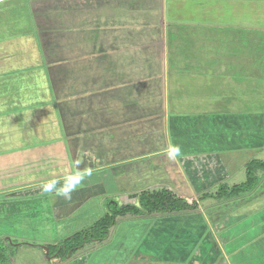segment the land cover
Returning <instances> with one entry per match:
<instances>
[{"label": "crops", "instance_id": "1", "mask_svg": "<svg viewBox=\"0 0 264 264\" xmlns=\"http://www.w3.org/2000/svg\"><path fill=\"white\" fill-rule=\"evenodd\" d=\"M159 2L62 0L49 16V30L57 36L50 34L43 50L39 45L43 56L0 75V196L6 195L0 199V264H12L18 237H25L18 233L32 232L22 220L46 224L56 236L59 222L70 218L59 235L71 233L103 214L109 199L137 204L141 192L163 189L196 208L120 216L106 240L91 241L70 258L53 262L46 245L39 261L264 264V169H254L253 190L216 197L221 184L246 183L250 162L264 159V108L255 106V97L243 98L242 85L233 105H220L229 94L226 87L237 91L227 86L233 79L226 71L234 66L228 70V63L211 66L195 59L192 55L205 53L210 60V51L196 42L194 32H187L185 47L175 43V60L169 59L170 40L163 35L169 18L164 22L160 14L158 22ZM219 53L231 59L228 51ZM180 54L187 60L177 62ZM29 84L36 94L23 90ZM10 98L15 104L8 105ZM21 101H28V109ZM173 146L180 147L179 157L169 156ZM77 150L102 152L107 161L87 168L76 163L73 169L68 157ZM86 172L91 174L70 198L42 190L41 184L56 180L62 186ZM38 190L42 193L33 197ZM36 204L44 216L39 220L29 218L33 210L20 217L15 209ZM158 242L164 250L155 247ZM91 245L103 254L93 252L96 246L87 257L81 254Z\"/></svg>", "mask_w": 264, "mask_h": 264}, {"label": "rangeland", "instance_id": "2", "mask_svg": "<svg viewBox=\"0 0 264 264\" xmlns=\"http://www.w3.org/2000/svg\"><path fill=\"white\" fill-rule=\"evenodd\" d=\"M161 2L162 13L160 12V8L159 10L156 9L155 13L159 14L160 12V14L164 15V22L169 18L167 27L164 28L163 26V35L165 36L166 34V42L170 40L169 47L170 50H172L169 59L172 62L175 60L173 49L185 47L183 44L188 40L186 36L187 32H194V34L199 35L197 36V40L195 39L196 42L201 43V45L204 46L203 49H205V51H210V56L208 57L210 60H207V55L205 53L203 55H192L195 59L199 61L204 60V63H209L211 66H216L219 63L221 65H223V63H228L227 66H234L232 71H226V74L231 75L233 79V82L228 83L227 86H237V91L232 87H226L229 90V94L223 95V98L226 97V101L220 102L222 103L220 105L222 107L230 104L233 105L234 102L232 99L236 94H240L239 88L240 85H242L243 98L255 97V102L258 100V103H256L255 106L258 105L259 108L263 109L264 0H160L159 3ZM61 3L62 0H0V75L6 73L11 74V70L15 67L23 66V64H30V61L34 62V59L39 58L40 54L43 56L44 53L41 52L40 46L43 50V42L46 43L48 41L49 35L51 34L54 38L58 34V32L52 33L49 30L52 29V18L49 17L50 13L52 10H55V8L58 9L57 5L59 6ZM34 16L42 23L38 25V22H35ZM198 17H200V19ZM45 28H48V30H45ZM173 32H176V37L173 35ZM39 34L40 36H38ZM151 35L153 37L155 34L152 32ZM37 37H39V39ZM173 37L177 38L174 43ZM176 42L179 47L175 45ZM221 50L228 51V58L230 57L232 60L226 59V57L222 55L219 57V52H221ZM179 57L180 61L177 62L186 61L188 58L185 54H180ZM229 66L227 67L228 70ZM36 74L37 73L33 74L30 72V76H35L34 78H36ZM27 76L30 78L29 75ZM31 88L32 86L29 84L28 89L23 88V90L28 93L32 92L36 94L35 89L32 90ZM170 96V100H172L171 89ZM11 99L12 98H10V100L6 99L9 103L8 105L15 104ZM21 102L23 104L28 103V101ZM251 104L252 101H248L247 105ZM252 105H254V103ZM23 107L27 108L28 105L25 104ZM259 113L261 112H256V114ZM260 120H262V118ZM74 154V156L72 154L73 158L70 157L71 155L68 157L70 158V164L73 169H76L74 166L76 163L79 168H87L91 165L104 164L107 161V157L99 151L77 150L74 151ZM243 178L244 175L241 179ZM241 179L235 178L234 181L240 182ZM81 184L82 182L78 187H82ZM83 185L87 184L83 182ZM29 196L32 197L31 195ZM5 198V194L0 196V199L5 200ZM214 201V199L206 200L204 205L208 204V202L209 204H212ZM230 203L233 205L231 208L234 207L235 203L233 200L230 201ZM107 204L108 201L105 203V206L102 207V212L106 211ZM36 206L37 204L34 206L29 205V207L33 208L27 210L25 209L28 208L26 205L25 207L20 205L19 207H15V209H19L20 217L23 212L27 213V211L33 210L34 214H32L33 216L30 215L29 218L33 217L35 220H39L44 216L38 214L39 211ZM8 208L11 207L8 206ZM221 209L224 211L226 210L223 206ZM62 216L65 217L66 215L61 213L60 217ZM132 216L135 218L137 215ZM69 220L70 218H67L65 219V222L68 224ZM26 222L27 221L22 220V225H24V227L28 226L30 229L32 226L34 230L32 229V232L18 233L25 237H18L20 247L16 248V254L12 264H41L39 260L45 258L44 253H47V250L45 249L43 251V248L41 247L48 246V244L54 246L57 243L62 242L61 240L64 239L65 235L61 233V235H63L61 236L59 235V232L60 230H64V225L66 224H64L65 222H59V230H57L59 232L54 236V234L48 230L46 224L45 228H42L41 226L34 224L33 219H31L29 224ZM123 232L127 233L128 231L126 229ZM155 245L159 250H164L161 248L165 247L163 242H158ZM95 246H86L81 254H85L87 257V254L91 253V249ZM56 250L57 248L52 247L51 252L53 253ZM94 251L95 254H103L100 247L97 249L96 246L93 252ZM115 253H117V256H120V252L115 251L113 254ZM58 257L61 259V255L53 253L51 254L50 259H52L53 262L56 261L54 259ZM1 261L3 263V260Z\"/></svg>", "mask_w": 264, "mask_h": 264}, {"label": "trees", "instance_id": "3", "mask_svg": "<svg viewBox=\"0 0 264 264\" xmlns=\"http://www.w3.org/2000/svg\"><path fill=\"white\" fill-rule=\"evenodd\" d=\"M161 11L162 9H160V12ZM160 12L157 14L158 22L160 21ZM256 167L264 169V159L252 160L250 162L247 168L248 181L246 183L234 185L232 187H229L227 184H221L216 197L219 198L224 194L234 197L240 195L242 192L253 190L258 183L257 178L254 175V169ZM42 185L43 184H41V186ZM60 185L61 183H58L57 187H61ZM24 190L27 189H22L20 191ZM40 193L42 192H39L38 190L34 196H38ZM196 205L197 204L195 202L189 204L186 199L177 197L169 189H163L160 192L155 193L143 191L139 195L137 204L121 205L115 200H109L106 206V211L91 224L71 233L68 231L64 232L63 235H65V237L61 240L62 242H59L54 246L48 245L47 249L49 250V258L51 257V254L58 253L61 255V259L66 260L83 248L87 243L91 241L106 240L110 234V229L117 224L120 216H125L129 213L134 215H150L155 212L192 209L196 208ZM52 247L57 248V250L53 253L51 252ZM0 249H3L1 244Z\"/></svg>", "mask_w": 264, "mask_h": 264}, {"label": "clouds", "instance_id": "4", "mask_svg": "<svg viewBox=\"0 0 264 264\" xmlns=\"http://www.w3.org/2000/svg\"><path fill=\"white\" fill-rule=\"evenodd\" d=\"M181 155V150L179 146H173L169 152L170 157H179ZM91 173H76L73 177L68 178L64 184L57 188V184L59 181L52 180L42 185V190L44 192H53L55 191L57 195L63 196L65 198H70L72 192L76 189L77 185H79L87 176Z\"/></svg>", "mask_w": 264, "mask_h": 264}]
</instances>
